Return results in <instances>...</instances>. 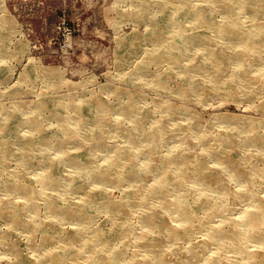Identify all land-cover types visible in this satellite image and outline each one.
<instances>
[{
    "label": "clouds",
    "instance_id": "1",
    "mask_svg": "<svg viewBox=\"0 0 264 264\" xmlns=\"http://www.w3.org/2000/svg\"><path fill=\"white\" fill-rule=\"evenodd\" d=\"M0 264H264V0H0Z\"/></svg>",
    "mask_w": 264,
    "mask_h": 264
},
{
    "label": "rangeland",
    "instance_id": "2",
    "mask_svg": "<svg viewBox=\"0 0 264 264\" xmlns=\"http://www.w3.org/2000/svg\"><path fill=\"white\" fill-rule=\"evenodd\" d=\"M60 18H62V17H61V12L58 10L57 13H56L55 15H53V16H51V17L49 18V22H50V24H58ZM64 26H65V27H68L70 30H72L74 35H78V33L75 31V25L71 22L70 19L66 20ZM62 38H63V37L61 36V40H62ZM58 44H59V42H58ZM57 46H58V45H57Z\"/></svg>",
    "mask_w": 264,
    "mask_h": 264
}]
</instances>
